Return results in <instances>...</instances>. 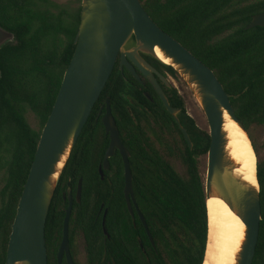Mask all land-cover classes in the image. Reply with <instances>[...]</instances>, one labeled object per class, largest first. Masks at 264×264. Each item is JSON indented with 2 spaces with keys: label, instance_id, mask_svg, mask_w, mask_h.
I'll return each mask as SVG.
<instances>
[{
  "label": "trees",
  "instance_id": "16d2710c",
  "mask_svg": "<svg viewBox=\"0 0 264 264\" xmlns=\"http://www.w3.org/2000/svg\"><path fill=\"white\" fill-rule=\"evenodd\" d=\"M242 1L140 0L161 30L214 72L248 132L253 126L264 127V28H245L253 16L264 13V0H247L251 3L234 7ZM78 2V7H65L50 0H0V26L15 35L14 44L0 50V264L6 262L11 226L42 129L74 54L81 15ZM145 60L165 79L178 77L171 67ZM138 75L142 83L126 69L121 71L117 62L63 169L46 221L48 264H57L55 255L62 241L68 208L63 195L71 190L75 197L80 181L81 201L73 205L69 241L74 253L76 236L82 237L87 264L204 262L208 223L199 159L207 155L209 133L187 114L177 90L158 80L171 107L180 110V123L194 145L189 149L158 95ZM107 101L130 154L137 206L133 217L124 196V164L118 151L109 160L104 180L100 178L109 147L102 124ZM28 113L39 121L40 131L31 128ZM171 160L182 163L184 177ZM257 177L262 220L253 264H264V161L257 164Z\"/></svg>",
  "mask_w": 264,
  "mask_h": 264
},
{
  "label": "water",
  "instance_id": "95a60500",
  "mask_svg": "<svg viewBox=\"0 0 264 264\" xmlns=\"http://www.w3.org/2000/svg\"><path fill=\"white\" fill-rule=\"evenodd\" d=\"M255 27L264 28V13L253 16L245 29ZM14 42L15 35L0 26V50ZM74 45V54L64 73L52 111L42 129L17 205L5 264H48L45 228L58 182L117 61L120 70L125 68L138 79L137 70L149 82L177 123L189 149H193L190 136L180 123V110L171 107L158 79L168 87L169 83L145 58L171 67L198 101L206 117L210 136L206 155V177L203 182L206 203L211 199H219L241 220L245 226L244 239L234 264H253L262 220L257 165L253 184L244 178L240 172V163L231 155L225 115L248 139L249 137L234 113L230 96L214 72L181 43L161 30L147 14L140 0H81L80 24ZM156 49L169 60V64H164L159 59ZM145 97L149 98L147 94ZM102 124L105 133L109 135L110 144L103 165L99 168L100 178L104 180V172L109 169V160L114 151L118 150L124 164V196L128 211L133 215L132 205L136 207V203L130 154L121 142L109 101L106 103ZM251 147L253 149L252 143ZM81 194L82 181L78 184L75 199L71 190L63 195V199L68 202V208L58 254L59 264L64 254L67 264H74L69 253V221L74 202L80 203ZM138 214L153 244L147 223L141 213ZM103 231L108 237L105 221Z\"/></svg>",
  "mask_w": 264,
  "mask_h": 264
},
{
  "label": "bare ground",
  "instance_id": "6f19581e",
  "mask_svg": "<svg viewBox=\"0 0 264 264\" xmlns=\"http://www.w3.org/2000/svg\"><path fill=\"white\" fill-rule=\"evenodd\" d=\"M156 54L164 64H169L159 50ZM225 129L228 133L229 150L240 163L244 178L255 184L256 154L244 132L225 115ZM208 236L203 264H234L235 256L244 239L245 226L227 205L219 199L206 203Z\"/></svg>",
  "mask_w": 264,
  "mask_h": 264
},
{
  "label": "rangeland",
  "instance_id": "374dc122",
  "mask_svg": "<svg viewBox=\"0 0 264 264\" xmlns=\"http://www.w3.org/2000/svg\"><path fill=\"white\" fill-rule=\"evenodd\" d=\"M53 3H56L61 6L65 7H78V0H50ZM251 3V1L244 0L241 2L240 5L234 4V7L243 6L246 4ZM171 79V78H170ZM173 84L174 87L180 97L183 99L185 104V109L187 114L194 120L196 126L201 129L202 131L209 132L208 123L206 117L192 94L190 88L185 84V82L178 77H172L169 83ZM27 120L31 128L35 131H40V123L39 121L31 114L28 113ZM249 140H253L258 148V154H256V163L264 161V127H251L247 132ZM252 143V141H251ZM174 169L178 172V174L182 177L185 176V168L182 163L178 160H171L170 161ZM206 170H207V158L201 157L199 159V172L202 179V182L205 181L206 177ZM2 188V184L0 183V189ZM80 247L82 248V239H79ZM77 261L79 264H86V258L84 251H81V254L78 256Z\"/></svg>",
  "mask_w": 264,
  "mask_h": 264
},
{
  "label": "flooded vegetation",
  "instance_id": "af4514ba",
  "mask_svg": "<svg viewBox=\"0 0 264 264\" xmlns=\"http://www.w3.org/2000/svg\"><path fill=\"white\" fill-rule=\"evenodd\" d=\"M149 59V58H148ZM149 60H151V59H149ZM152 61V60H151ZM117 62H119V61H117ZM149 63V62H148ZM117 64V63H116ZM150 64V63H149ZM151 65V64H150ZM118 66H119V64H118ZM152 66V65H151ZM153 68H155L154 66H152ZM125 68H123L121 71H123ZM156 69V68H155ZM157 70V69H156ZM158 71V70H157ZM138 71L136 70V74H137V76H138V79L137 78H135L132 74V76L137 80V81H139L140 83H142V80H141V78L139 77V75H138V73H137ZM159 72V71H158ZM140 74V73H139ZM140 76L144 79V80H146L141 74H140ZM172 79V77L171 76H169L168 75V79H166L167 80V82L169 83L170 82V80ZM159 80V79H158ZM147 81V80H146ZM148 82V81H147ZM162 82V81H161ZM149 83V82H148ZM159 83V82H158ZM163 83V82H162ZM160 85V84H159ZM165 85V84H164ZM172 86H173V84H172V82L171 83H169V87L166 85V87H168V88H172ZM152 87V86H151ZM153 88V87H152ZM154 90V89H153ZM155 91V90H154ZM156 93V92H155ZM146 94H144V96H145ZM148 95V94H147ZM149 96V95H148ZM151 103H153V100H152V98L149 96V98H147ZM129 103L134 107V108H136V109H138L139 110V108L137 107V106H135V103H132V102H130L129 101ZM120 136V135H119ZM108 137H109V135H108ZM109 144H110V139H109ZM115 151H118V150H115ZM115 151H114V153H115ZM110 164V163H109ZM110 166V165H109ZM132 182H133V180H132ZM133 187V186H132ZM134 194V193H133ZM67 195V194H66ZM76 197V196H75ZM75 197H73L74 199H75ZM135 198V197H134ZM64 200V199H63ZM126 200V199H125ZM65 202H67V200H64ZM68 203V202H67ZM76 203V202H75ZM136 203V202H135ZM77 204V203H76ZM133 206L134 205H132V209H133ZM137 207V206H136ZM135 207V208H136ZM73 211V210H72ZM138 212L139 211H137V215L139 216V214H138ZM130 214V213H129ZM106 215V214H105ZM134 215V214H133ZM133 215H131V217H133ZM106 229V228H105ZM62 231H63V228H62ZM107 231V230H106ZM103 233H104V231H103ZM62 238H63V234H62ZM79 239H82V237L80 236V235H77L76 236V243H75V245H74V253L71 251V247H70V241H69V253H70V256H71V259H72V261H73V263L74 264H79L78 263V261H77V258H78V256L81 254V251H84V254H85V258H86V250H85V246H84V241H83V239H82V248L80 247V243H79ZM62 242V241H61ZM61 244V243H60ZM59 248H60V245H59ZM59 248L57 249V253H56V262H57V264H59V262H58V254H59ZM53 255H54V252L52 253L51 252V257L53 258ZM47 256H48V253H47ZM48 263V262H47ZM60 264H67V258H66V254H64L63 256H62V258H61V263ZM86 264H87V258H86Z\"/></svg>",
  "mask_w": 264,
  "mask_h": 264
}]
</instances>
